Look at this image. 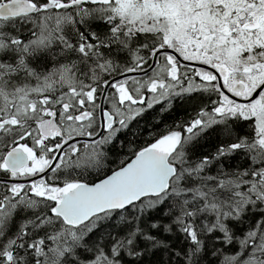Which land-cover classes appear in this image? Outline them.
<instances>
[{
  "label": "snow or ice",
  "instance_id": "1",
  "mask_svg": "<svg viewBox=\"0 0 264 264\" xmlns=\"http://www.w3.org/2000/svg\"><path fill=\"white\" fill-rule=\"evenodd\" d=\"M0 264H264V0H0Z\"/></svg>",
  "mask_w": 264,
  "mask_h": 264
}]
</instances>
